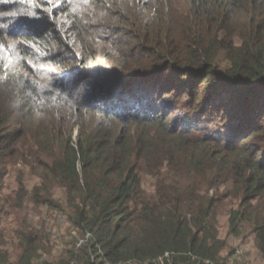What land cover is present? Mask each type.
Here are the masks:
<instances>
[{"label": "trees", "instance_id": "1", "mask_svg": "<svg viewBox=\"0 0 264 264\" xmlns=\"http://www.w3.org/2000/svg\"><path fill=\"white\" fill-rule=\"evenodd\" d=\"M22 146L82 238L38 264H221L220 188L264 264V0H0V159Z\"/></svg>", "mask_w": 264, "mask_h": 264}, {"label": "rangeland", "instance_id": "2", "mask_svg": "<svg viewBox=\"0 0 264 264\" xmlns=\"http://www.w3.org/2000/svg\"><path fill=\"white\" fill-rule=\"evenodd\" d=\"M212 126L222 127L219 122ZM76 137L74 130L73 139ZM1 144L5 145L4 142ZM4 153V161L0 159L1 248L7 252L10 262H16L26 243L33 240L35 246L42 245L44 249L39 251L42 260H36L37 264L47 259L57 262L82 241L78 230L61 213L62 191L50 186L47 179L42 180V167L38 164L41 161L31 148L22 146L21 153L12 158L8 150ZM151 183V178H143V186L148 192L152 190ZM211 193L219 196L213 217L218 236L225 241L220 263L261 264L254 234L247 223H243L235 234L228 233V212L231 207H237L239 200L231 201L222 188Z\"/></svg>", "mask_w": 264, "mask_h": 264}]
</instances>
